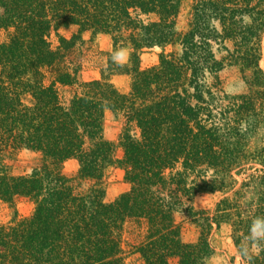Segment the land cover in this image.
<instances>
[{
    "label": "trees",
    "instance_id": "1",
    "mask_svg": "<svg viewBox=\"0 0 264 264\" xmlns=\"http://www.w3.org/2000/svg\"><path fill=\"white\" fill-rule=\"evenodd\" d=\"M181 1L0 0V157L34 153L28 172L0 165V201L32 205L0 222V264H126L131 224L144 264H208L221 223L231 226V264H264V239H249L264 217V0H194L184 31ZM85 33L129 46L127 62L110 58L100 78L83 80ZM153 47L157 63L141 68ZM231 66L240 93L221 86ZM114 73L129 75L127 91ZM108 113L121 122L117 143L102 133ZM69 159L72 175L62 171ZM110 165L129 189L106 202ZM197 193H217L213 207L195 210ZM179 211L198 227L195 242L182 241Z\"/></svg>",
    "mask_w": 264,
    "mask_h": 264
},
{
    "label": "rangeland",
    "instance_id": "2",
    "mask_svg": "<svg viewBox=\"0 0 264 264\" xmlns=\"http://www.w3.org/2000/svg\"><path fill=\"white\" fill-rule=\"evenodd\" d=\"M194 0H182L179 13L176 18L178 30L186 29L187 19L189 17ZM60 33L69 37L71 30L61 29ZM4 39L3 31H0V40ZM86 43L79 52L81 58L82 70L81 78L90 80L101 77V71L106 67L111 58L119 63H125L131 53L129 46L114 45L111 38L106 34H96L93 37L90 33L84 34ZM49 41L54 47L57 44V38L52 32ZM264 41V39H263ZM170 48H167L169 51ZM160 48L153 47L143 51L140 54V67L145 68L157 63ZM263 62V61H262ZM264 64V63H263ZM264 67V65H263ZM104 71V70H103ZM222 88L227 93H240L246 89L243 80L240 77L236 67H226L220 72ZM110 82L120 91H127L129 88L130 77L127 74L114 73L108 76ZM121 128L120 119L113 114L108 113L103 124V136L106 140L117 143V135ZM122 149L117 146L114 151V157L120 158ZM34 153L27 150H21L16 155L10 157H0V165L5 164L14 173H24L31 169ZM78 163L75 159H69L64 162L62 171L67 175H72L77 170ZM129 189V184L123 178L121 168L110 165L106 169L104 180V201L111 202L119 194ZM217 193H197L191 201L195 210L211 209ZM32 210V205L24 199H19L15 206H10L0 201V222H7L12 218H19L28 215ZM176 222L180 227L182 241L192 243L197 240L199 230L193 219L185 211H179L175 214ZM138 231L134 226L127 225L123 233L124 240V261L126 264H144L139 255L134 252V245L138 242ZM209 243L213 248V254L208 260V264H231L232 256H236V249L231 239V226L228 223H221L214 226L209 234Z\"/></svg>",
    "mask_w": 264,
    "mask_h": 264
},
{
    "label": "clouds",
    "instance_id": "3",
    "mask_svg": "<svg viewBox=\"0 0 264 264\" xmlns=\"http://www.w3.org/2000/svg\"><path fill=\"white\" fill-rule=\"evenodd\" d=\"M250 240L264 239V217H259L253 222V226L250 230ZM241 255L251 260V256L248 254V250L245 246H241Z\"/></svg>",
    "mask_w": 264,
    "mask_h": 264
}]
</instances>
